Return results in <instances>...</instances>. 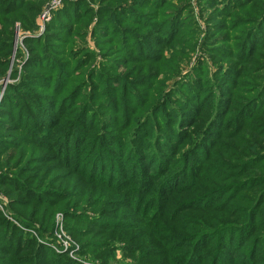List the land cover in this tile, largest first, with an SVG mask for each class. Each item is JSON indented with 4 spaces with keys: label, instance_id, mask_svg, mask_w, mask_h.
Segmentation results:
<instances>
[{
    "label": "trees",
    "instance_id": "trees-1",
    "mask_svg": "<svg viewBox=\"0 0 264 264\" xmlns=\"http://www.w3.org/2000/svg\"><path fill=\"white\" fill-rule=\"evenodd\" d=\"M49 1L0 0V81L17 23L29 52L17 47L0 101V188L12 217L0 210V264H83L52 246L58 211L83 240L78 255L106 263L121 237L124 255L142 251L148 264H264V0H199L215 71L201 58L176 82L197 38L189 0H100L97 12L96 0L66 1L38 34ZM95 15L92 33L108 41L96 66L85 40ZM90 184L102 186L93 198ZM70 187L83 212L59 210ZM78 226L103 227L109 240Z\"/></svg>",
    "mask_w": 264,
    "mask_h": 264
},
{
    "label": "rangeland",
    "instance_id": "rangeland-1",
    "mask_svg": "<svg viewBox=\"0 0 264 264\" xmlns=\"http://www.w3.org/2000/svg\"><path fill=\"white\" fill-rule=\"evenodd\" d=\"M66 1H71V0H60L59 2V10H61L63 8V6L65 5ZM72 1H77V0H72ZM87 1V0H86ZM122 0H120L121 2ZM129 0H127L128 2ZM50 2V1H49ZM48 2V3H49ZM115 1L111 2L109 1V3H107L108 5H111V3H114ZM119 2V3H120ZM175 3L176 6H181L182 3H181V0H175L173 1ZM182 2H187V0H183ZM189 2H191V6H192V9H193V15L195 17V20L197 21L198 23V30H197V38L195 39L196 41V44L191 48V49H187V56L182 60L183 62H181V66H180V70H179V74L175 77H173V79L176 81L179 80L180 77H183L186 72L189 74L190 72H193L194 68L198 65V62L201 61V58H203V60L206 61V63L209 65V68H210V71L211 72H214L215 71V67H214V64L212 63V60L210 59L211 57L208 56L207 52L205 51L204 49V45H203V40L204 38H206V34H207V31H208V28L210 27V25H208V23L210 22L211 18H209L208 16H210V11L207 10L206 11V14L203 15L201 14V7L199 5V0H189ZM90 4V8L97 12L98 8H99V4H101V1L100 0H96L94 3H89ZM46 6V5H45ZM44 6V7H45ZM43 7V8H44ZM56 10V9H55ZM53 10V11H55ZM53 11H52V14H53ZM52 17V16H51ZM92 18V17H91ZM98 16L95 15L92 19H89L87 21V25H86V31H87V34H86V37H85V40H86V44L88 45L89 49H91L94 53H95V65L98 63V60H102L103 59V55H102V52H101V47L99 44V42H102L104 40V42L107 44L108 41H105L106 39L105 38H96L94 37L93 33H92V30H93V27L95 25H98ZM20 24L17 23L16 24V27H15V33H16V38H15V46H14V49H13V53L11 55V65L9 67V71H8V74L7 76L2 80L0 81V85L2 84V91H1V94H0V101L3 97V94H4V91H5V88L7 86V84L9 82H11L10 79L11 78V73H12V67H14V61H15V58L17 56V47L20 46V49H22V54L28 56L29 55V52L27 50V48L25 47V45L23 44V39L25 38V33L23 31H21L20 29ZM126 26H129V27H132L134 28V25H132L131 23H128ZM46 27V26H45ZM40 28V26H39ZM45 30H43L42 32L39 31L38 29V34H42ZM201 46V50L198 48V45ZM179 48L181 49L182 48V45L179 46ZM60 49V47H59ZM65 50V49H64ZM206 52V53H205ZM164 54L166 57H168L170 55L169 53V49L166 48L165 51H164ZM204 56V57H202ZM180 63V62H179ZM226 64H228L226 62ZM18 70L21 74V71H22V66L18 67ZM163 70L160 71V74H163ZM181 74V75H180ZM180 75V76H179ZM173 83L174 81L171 79V81H167V86H168V89L172 88L173 86ZM123 130V128L121 129ZM125 132V131H124ZM122 132V133H124ZM119 136V139H122V137L120 135ZM149 140L151 139H146L142 146H141V149L144 151V148L148 147L149 145ZM26 148H29L26 147ZM103 148L104 149H107V145H103ZM128 149V147H126ZM42 152L46 151L44 149H41ZM36 152L38 154V149H36ZM108 153L110 154L111 151L108 150ZM134 153H137V152H134ZM47 154L50 155V153L47 152ZM169 152H163V155L164 157L166 155H168ZM151 156V155H150ZM150 158V164H153L154 165V169H158L161 168L160 166V160L158 161L155 157H149ZM145 161H143L142 164H144ZM50 164L52 163H49L47 162L46 166H50ZM53 166V165H52ZM66 174L67 171L66 170H62L59 168V170H54V173H52L54 176H56L57 179V182L55 183L56 185H59V180H63L61 179V174ZM73 177H77V175H72ZM60 178V179H59ZM66 185V183H65ZM92 185H96L97 187H90L91 188V191L88 193L89 196H92V198L95 196V195H98L100 192H101V189L102 186L98 185V184H90L89 186H92ZM67 187H69V184L67 185ZM65 191H67L66 193L69 195L70 194V197L66 198L65 200H63L60 204H59V210H62L63 208H68V206H74L76 205V208H73L71 211L72 212H75V213H79V212H83L84 209H85V206H84V201L82 200L83 204L81 205V201L78 203H74L76 198H74V190H76L75 188H72L70 187L69 189H64ZM106 192H107V189L105 188ZM4 190L2 188H0V210H2L8 217L9 219L12 220V217L10 214L7 213V206L9 204V198L8 196L3 192ZM67 195V196H68ZM112 196V193L109 192L108 193V198ZM103 197H98L96 198L94 201L95 202H98V200L100 199H103ZM73 201L72 203H70V201ZM105 204V203H104ZM104 204H101V206H96V207H90V206H87L86 209H89L88 211V214L89 215H97L99 216V214L97 212H100L101 208L103 207ZM91 210V211H90ZM120 214L122 216H129V215H123L121 212ZM37 219V218H36ZM55 219H56V226H57V229L55 230V236H56V243L53 244L52 246H56L58 249H60L59 252H64V251H68L69 254H70V257L76 261H79V262H82L83 264H148V258H145V255H143L144 257H140L139 258V255L142 253V251H138V252H133L132 253V256H127V255H124L123 251H122V246H126L124 244H126V241L125 239L123 240V244L122 243H117L118 239L121 238V237H115V238H112L111 241H112V246H111V249H110V253L111 255L113 256V258L108 262H104L102 259L100 258H97V257H93V256H82V255H78V250H80V244L83 242V240L80 239V241L78 240V238L76 237H73L68 231H67V228L65 227V215L61 212V211H58L57 214L55 215ZM172 226H174L176 228V230H179L180 228V225L177 224V223H171ZM35 226H38V225H35ZM79 228H82L83 230H88L87 232H91V234L93 232H100V236H96V240H100V241H105V240H109L108 239V234H110L111 231L103 228V227H93V226H78ZM33 231V230H31ZM34 234L37 236V233L35 231H33ZM38 237V236H37ZM86 240H89L85 238L84 242ZM64 242H67L69 245V248L68 249H64L63 248V245ZM106 251L109 250L108 249H105ZM233 249L231 248L230 249V252H232ZM136 257V258H135ZM86 259V260H85ZM103 261V262H102Z\"/></svg>",
    "mask_w": 264,
    "mask_h": 264
},
{
    "label": "built area",
    "instance_id": "built-area-1",
    "mask_svg": "<svg viewBox=\"0 0 264 264\" xmlns=\"http://www.w3.org/2000/svg\"><path fill=\"white\" fill-rule=\"evenodd\" d=\"M60 0H50L49 3L46 4V6L43 8L42 12L40 13L38 17V23H39V31L42 32L45 30L46 23L51 19L52 11L57 9L59 7ZM63 248L66 250L69 248V245L67 242H64ZM57 251H60L56 246H53Z\"/></svg>",
    "mask_w": 264,
    "mask_h": 264
}]
</instances>
